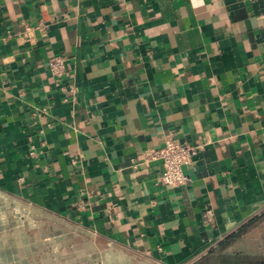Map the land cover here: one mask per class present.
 Wrapping results in <instances>:
<instances>
[{
	"label": "crops",
	"instance_id": "obj_1",
	"mask_svg": "<svg viewBox=\"0 0 264 264\" xmlns=\"http://www.w3.org/2000/svg\"><path fill=\"white\" fill-rule=\"evenodd\" d=\"M168 138L204 144L171 189L130 167ZM0 196L108 264L198 261L264 209V0H0Z\"/></svg>",
	"mask_w": 264,
	"mask_h": 264
},
{
	"label": "rangeland",
	"instance_id": "obj_2",
	"mask_svg": "<svg viewBox=\"0 0 264 264\" xmlns=\"http://www.w3.org/2000/svg\"><path fill=\"white\" fill-rule=\"evenodd\" d=\"M82 238L90 244L85 248L94 260L90 264H108L103 260L107 249L89 236L0 196V244L11 241L15 251L28 259L34 257L41 264H72L73 257L81 253Z\"/></svg>",
	"mask_w": 264,
	"mask_h": 264
},
{
	"label": "built area",
	"instance_id": "obj_3",
	"mask_svg": "<svg viewBox=\"0 0 264 264\" xmlns=\"http://www.w3.org/2000/svg\"><path fill=\"white\" fill-rule=\"evenodd\" d=\"M37 28L45 35L44 25L39 23ZM47 68L51 76L58 80L65 72V59L62 56H52L47 60ZM203 147V143L191 144L168 138L162 146L144 151L141 161H132L130 167L137 171L140 165L148 168L151 164L158 163L161 171L156 177V184L167 189L175 188L187 182L183 166L190 164Z\"/></svg>",
	"mask_w": 264,
	"mask_h": 264
},
{
	"label": "trees",
	"instance_id": "obj_4",
	"mask_svg": "<svg viewBox=\"0 0 264 264\" xmlns=\"http://www.w3.org/2000/svg\"><path fill=\"white\" fill-rule=\"evenodd\" d=\"M193 264H264V209Z\"/></svg>",
	"mask_w": 264,
	"mask_h": 264
}]
</instances>
